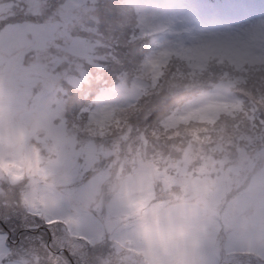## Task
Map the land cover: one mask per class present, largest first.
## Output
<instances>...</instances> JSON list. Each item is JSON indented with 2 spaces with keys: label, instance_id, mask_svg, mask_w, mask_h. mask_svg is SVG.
<instances>
[{
  "label": "snow or ice",
  "instance_id": "snow-or-ice-1",
  "mask_svg": "<svg viewBox=\"0 0 264 264\" xmlns=\"http://www.w3.org/2000/svg\"><path fill=\"white\" fill-rule=\"evenodd\" d=\"M83 7L87 0H0V102L7 93L10 107L30 108L29 119L46 117L43 122L65 136L71 126L62 116L68 98L103 70L89 35L103 29L78 23ZM100 11L133 35L150 27L186 36L181 47L192 72L184 86L211 89L163 123L164 148L177 153L169 155L172 169L161 166L155 155L133 153L130 163L151 174L139 188H128L126 206L134 213L140 194L150 191L162 225L182 215L185 227L211 226L216 252L206 264H229L236 248L244 250L248 264H264V0H182L165 9L127 0L115 11L106 5ZM102 89L97 85L96 92ZM194 115L204 119L194 121ZM107 154L90 139L75 153L76 178L87 181ZM210 168L215 169L211 174ZM202 184L214 193L210 205L188 196L181 202L175 195L177 188L187 193ZM165 195L169 198L162 199ZM46 210L67 213L69 223L103 238L84 202L63 207L53 200ZM17 223L0 218V261L11 255L10 238L22 234ZM72 235L84 239L78 232Z\"/></svg>",
  "mask_w": 264,
  "mask_h": 264
},
{
  "label": "clouds",
  "instance_id": "clouds-1",
  "mask_svg": "<svg viewBox=\"0 0 264 264\" xmlns=\"http://www.w3.org/2000/svg\"><path fill=\"white\" fill-rule=\"evenodd\" d=\"M126 2L87 0V7L80 10V25L103 29L89 33L103 70L68 98L62 112L71 122L67 136L43 122L46 117L29 119L30 108L10 107L7 93L2 94L0 218L17 221V231L22 234L10 238L11 255L0 264H123L125 260L128 264H206L216 252L211 226L207 230L185 227L182 215L159 223L158 201L150 191L140 194L134 213L126 206L128 188H139L151 174L143 165L130 163L133 153L137 158L155 155L161 166L172 169L169 155L177 153L164 148V121L179 116L190 102L211 92L184 86L192 72L181 47L186 36L150 27L133 35L120 21H108L101 15V6L115 11ZM144 2L165 9L182 0ZM97 85H103L102 91L96 92ZM170 85L175 86L174 91H169ZM23 129L28 130L26 137ZM90 139L108 154L97 160L88 180L81 182L75 175L74 157ZM213 171L210 168L209 174ZM175 195L181 202L188 196L210 205L214 193L202 184L187 193L177 188ZM53 200L63 207L86 203L99 221L103 238L69 223L67 213L46 210ZM73 232L84 239L74 240ZM248 260L244 250L236 248L229 264H248Z\"/></svg>",
  "mask_w": 264,
  "mask_h": 264
}]
</instances>
